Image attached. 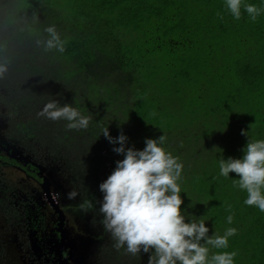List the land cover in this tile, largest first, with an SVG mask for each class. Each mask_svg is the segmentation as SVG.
<instances>
[{
    "label": "trees",
    "instance_id": "trees-1",
    "mask_svg": "<svg viewBox=\"0 0 264 264\" xmlns=\"http://www.w3.org/2000/svg\"><path fill=\"white\" fill-rule=\"evenodd\" d=\"M49 25L66 40L63 53L37 44ZM0 63L8 67L0 78V145L19 148L36 171L60 180L59 190L49 178L51 190L70 207L69 224L93 232L95 264L149 258L117 250L100 223L99 184L123 159L105 129L112 137L122 132L136 149L164 135L163 147L184 165L181 208L206 221L209 236L237 229L227 249L208 245L209 254L236 251L235 264H264V212L244 204L237 174L219 170L221 158L242 157L248 138L241 130L264 139V15L252 21L242 9L235 20L225 0H0ZM50 100L89 116L88 127L69 130L40 115ZM10 183L7 197L0 195L3 253L4 229L34 212L17 209ZM70 191L77 192L71 200ZM34 206L45 210L41 201Z\"/></svg>",
    "mask_w": 264,
    "mask_h": 264
},
{
    "label": "clouds",
    "instance_id": "clouds-1",
    "mask_svg": "<svg viewBox=\"0 0 264 264\" xmlns=\"http://www.w3.org/2000/svg\"><path fill=\"white\" fill-rule=\"evenodd\" d=\"M264 5V0H261ZM227 11L235 20L242 17V9L255 21L264 15V7L247 3L246 0H225ZM47 39L37 41L45 51L63 53L66 40L61 38L54 25L44 29ZM8 71L7 64L0 63V78ZM40 115L53 121H66L69 130L87 128L90 117L70 103L60 105L57 100L48 101ZM103 135L113 144V151L122 155L116 161L112 173L99 184L102 199L98 201L100 221L103 229L115 241V248H125L136 256L148 254V264H235L236 251L210 253L208 245L215 249H227L229 238L237 229L229 227L223 235H208L206 221L191 219L193 215L182 209L181 180L184 165L179 157L173 156L164 147L165 136L146 138L143 149L128 147V137L122 132L117 137ZM248 138L240 158H221L220 175L232 179L234 186L247 193L244 204L255 206L264 212V139L250 140L248 131L241 130ZM115 145H119L118 147ZM77 192L67 193L74 199ZM87 207H93L87 202ZM231 210V205L227 206ZM231 224L233 216H227ZM203 242V243H202Z\"/></svg>",
    "mask_w": 264,
    "mask_h": 264
},
{
    "label": "flooded vegetation",
    "instance_id": "flooded-vegetation-1",
    "mask_svg": "<svg viewBox=\"0 0 264 264\" xmlns=\"http://www.w3.org/2000/svg\"><path fill=\"white\" fill-rule=\"evenodd\" d=\"M0 139L4 141L3 136H0ZM1 151L3 155L11 159L15 158L16 161L0 158L2 163L0 164V195L7 188V182L11 184L10 181H13L17 184V190L9 191L8 196H15L18 199L17 209L22 213L26 208L34 211L18 219L16 226L12 224L7 232L4 229V239H1V243L16 248L13 262L15 264H93L94 259H91L92 245L95 243L93 232L84 227H76L77 224H69L68 208L59 202L58 197L54 202L45 195L42 183L43 180L48 179V176L43 170L36 171L31 164H28L27 161L30 160L25 155L13 153L9 146L0 145V153ZM33 172L35 175L32 174ZM48 190L54 193L51 185ZM2 196L6 198L7 191ZM39 200L44 204V211L35 209L34 202H40ZM0 254L4 262L10 259L2 250Z\"/></svg>",
    "mask_w": 264,
    "mask_h": 264
},
{
    "label": "rangeland",
    "instance_id": "rangeland-1",
    "mask_svg": "<svg viewBox=\"0 0 264 264\" xmlns=\"http://www.w3.org/2000/svg\"><path fill=\"white\" fill-rule=\"evenodd\" d=\"M4 117H2V114L0 113V136H2V134H3V129H4ZM12 150H13V153H16V154H23V152L22 151H20L19 150V148H17V147H14V148H12ZM50 178V180L52 181V183H54V184H57L58 183V185H59V190L62 188L61 186V184H60V180L58 181L57 179H55V176H53V174H52V177L50 176V175H48V179ZM49 181V180H48ZM44 192H45V195L48 197V198H50V199H52L54 202H56L57 201V195H56V193H50L49 191H46V190H44ZM70 210V207H68V210L67 211H69ZM89 245L91 246L92 244H91V242L89 243ZM7 248H6V252H7V255L10 257V258H13V253L15 252V250H16V248L15 247H13V248H11V247H9V246H6ZM18 252V251H17ZM17 254V253H16ZM18 259V258H17ZM76 259H77V257H76ZM13 260H15V259H9L8 261H6L5 260V262H3V261H1V263L2 264H15L14 262H13ZM17 264V263H16ZM19 264V263H18Z\"/></svg>",
    "mask_w": 264,
    "mask_h": 264
},
{
    "label": "water",
    "instance_id": "water-1",
    "mask_svg": "<svg viewBox=\"0 0 264 264\" xmlns=\"http://www.w3.org/2000/svg\"><path fill=\"white\" fill-rule=\"evenodd\" d=\"M43 188H44V190H46V191H49L48 190V187H49V185H50V182L48 181V179H46V180H43ZM59 215L61 216L62 215V213H61V211L59 212ZM87 244H88V242H87ZM74 246H76L75 244H74ZM77 247V246H76ZM77 249V248H76ZM76 257H77V255H76ZM78 258V257H77Z\"/></svg>",
    "mask_w": 264,
    "mask_h": 264
}]
</instances>
